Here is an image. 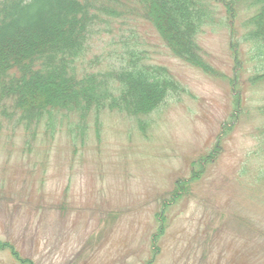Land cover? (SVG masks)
<instances>
[{"label":"rangeland","instance_id":"374dc122","mask_svg":"<svg viewBox=\"0 0 264 264\" xmlns=\"http://www.w3.org/2000/svg\"><path fill=\"white\" fill-rule=\"evenodd\" d=\"M226 17L219 8L216 19ZM126 37L182 89L148 117L53 113L27 128L12 104L0 106V264H264V80L251 81L264 59L240 43L234 72L229 32L205 27L210 76L149 24L121 20L90 41L87 63L105 69ZM193 163H203L197 181Z\"/></svg>","mask_w":264,"mask_h":264},{"label":"trees","instance_id":"16d2710c","mask_svg":"<svg viewBox=\"0 0 264 264\" xmlns=\"http://www.w3.org/2000/svg\"><path fill=\"white\" fill-rule=\"evenodd\" d=\"M219 8L227 14L220 21ZM121 20L149 24L175 57L210 76L217 71L198 42L205 27L229 32L234 72L241 67L240 43L253 47L251 58L264 59V0H0V106L12 104L23 123L31 121L27 128L53 113L83 120L102 109L136 118L158 111L171 93L182 89L166 68L133 51L134 37L116 46L105 69L100 61L85 59L90 41L113 33ZM236 24L245 32L240 43ZM254 75L253 83L264 80V71ZM240 98L241 93L235 109ZM212 148L202 160L215 158L218 147ZM196 164L189 178L193 181L203 163L195 170ZM190 182L187 189L180 185L172 192L173 202L182 198L179 192L190 190ZM164 220L152 234L155 240L165 235V215Z\"/></svg>","mask_w":264,"mask_h":264}]
</instances>
